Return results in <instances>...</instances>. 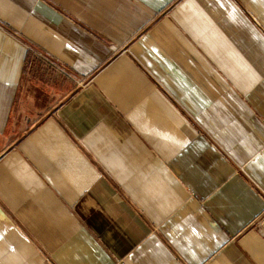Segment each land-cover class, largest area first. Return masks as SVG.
I'll use <instances>...</instances> for the list:
<instances>
[{
	"label": "crops",
	"instance_id": "crops-1",
	"mask_svg": "<svg viewBox=\"0 0 264 264\" xmlns=\"http://www.w3.org/2000/svg\"><path fill=\"white\" fill-rule=\"evenodd\" d=\"M0 264H264V0H0Z\"/></svg>",
	"mask_w": 264,
	"mask_h": 264
},
{
	"label": "built area",
	"instance_id": "built-area-1",
	"mask_svg": "<svg viewBox=\"0 0 264 264\" xmlns=\"http://www.w3.org/2000/svg\"><path fill=\"white\" fill-rule=\"evenodd\" d=\"M27 48L29 49L30 52H32L42 63L50 65L54 69L62 72L65 75H68L70 77H73L72 73L70 70L65 67L64 65L58 63L55 59H53L50 55L45 53L44 51L38 49L37 47L28 44L27 43Z\"/></svg>",
	"mask_w": 264,
	"mask_h": 264
}]
</instances>
